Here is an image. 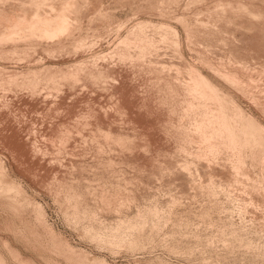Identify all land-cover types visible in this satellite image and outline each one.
Listing matches in <instances>:
<instances>
[{
    "label": "rangeland",
    "instance_id": "374dc122",
    "mask_svg": "<svg viewBox=\"0 0 264 264\" xmlns=\"http://www.w3.org/2000/svg\"><path fill=\"white\" fill-rule=\"evenodd\" d=\"M0 264H264V0H0Z\"/></svg>",
    "mask_w": 264,
    "mask_h": 264
},
{
    "label": "bare ground",
    "instance_id": "6f19581e",
    "mask_svg": "<svg viewBox=\"0 0 264 264\" xmlns=\"http://www.w3.org/2000/svg\"><path fill=\"white\" fill-rule=\"evenodd\" d=\"M37 12V11H36ZM37 14V13H36ZM58 14V13H57ZM34 15V14H33ZM59 15V14H58ZM43 16H45V15H43ZM47 17V16H46ZM57 17V16H56ZM56 17H54V19H42V21L40 22V23H36L35 24V22L33 23V24H30V26H32V28L33 27H35V28H39V30H41L42 31V34L44 33V34H50V36H52V33L53 34H55L54 32H60L62 29H64V27L60 24V22H61V20H60V18H56ZM59 17H60V15H59ZM64 17V16H63ZM62 17V18H63ZM31 18V17H30ZM56 18V19H55ZM61 18V19H62ZM9 19H11V18H9ZM34 19H36L35 17H34ZM17 20V22H19L18 20L19 19H16ZM60 20V21H59ZM10 21V20H9ZM13 21H15V20H13ZM12 21V22H13ZM21 21V20H20ZM32 21H34L33 19H32ZM28 22H30V21H28ZM27 23V22H26ZM64 23V21H62V24ZM19 24H20V22H19ZM28 24V23H27ZM10 25H11V23H10ZM16 25H17V23L14 25V26H12L11 28L13 29V31H14V29L16 28ZM20 25H22V24H20ZM29 25H28V30H30L31 31V29H29V27H30ZM37 26V27H36ZM63 27V28H62ZM18 28V27H17ZM37 28V29H38ZM8 29V28H7ZM34 29V28H33ZM36 29V30H37ZM21 30V29H20ZM35 30V29H34ZM59 30V31H58ZM10 32V31H9ZM15 32V31H14ZM19 32V31H18ZM39 32V31H38ZM11 33V32H10ZM16 33H17V31H16ZM43 34V35H44ZM47 35V36H48ZM5 36V35H4ZM9 37L11 36V34L10 35H8ZM205 86V85H204ZM218 117H220V116H218ZM222 118H220V120H221ZM219 120V121H220ZM235 134V133H234ZM230 135H232V134H230ZM233 136V135H232ZM235 136V135H234ZM233 136V137H234Z\"/></svg>",
    "mask_w": 264,
    "mask_h": 264
}]
</instances>
